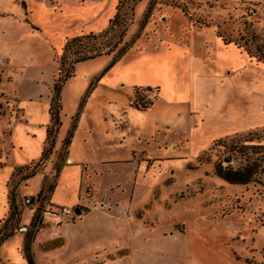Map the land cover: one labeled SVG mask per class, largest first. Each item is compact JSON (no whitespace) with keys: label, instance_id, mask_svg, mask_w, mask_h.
<instances>
[{"label":"rangeland","instance_id":"374dc122","mask_svg":"<svg viewBox=\"0 0 264 264\" xmlns=\"http://www.w3.org/2000/svg\"><path fill=\"white\" fill-rule=\"evenodd\" d=\"M57 1L32 10L0 6V117L7 126L19 115L18 101L32 100L42 113L56 79L71 73L55 103L60 125H47L53 147L43 162L15 169L10 188L22 174L39 172L50 190L68 134L75 133L71 148L82 159L116 161L84 165L77 206L69 189L56 190L53 203L77 207L78 215L47 213L48 222H38L40 205L17 195L15 234L0 245L2 261L28 264L20 244L27 234L35 264H264V0H120L121 27L95 40L106 50L124 28L117 48L72 64L68 53L63 68L67 39L88 33L76 34L85 23H104L115 0ZM124 43L129 48L100 82ZM177 64L190 65L188 86L182 75L175 83ZM152 79L163 87L152 104L129 105L136 89L156 88L133 84ZM218 161L232 169L255 161L256 172L245 184L229 183L215 173ZM65 172L63 179L75 178Z\"/></svg>","mask_w":264,"mask_h":264},{"label":"crops","instance_id":"0c3cea01","mask_svg":"<svg viewBox=\"0 0 264 264\" xmlns=\"http://www.w3.org/2000/svg\"><path fill=\"white\" fill-rule=\"evenodd\" d=\"M47 1L46 0H0V6H11L15 4L16 6H24V10H25V6H30V10H32L31 9L32 6H39L41 5V2L42 5L44 6L47 4ZM84 1L85 0H78V2L80 3H84ZM94 1L97 2V0H92L93 3H95ZM49 2L51 4L57 5L58 1L49 0ZM73 3L74 0H62V3L60 4L58 3V6H72ZM116 3L117 0H115V6ZM114 12H115V7H114ZM114 12L111 15H108L105 18L104 23L102 24L99 20L96 22L92 20L88 22L89 24L85 23L81 25L80 30L76 34L81 32H96L99 30H103L108 25L109 19L114 15ZM164 46L165 45L154 49L156 50V52H160L164 48ZM179 58L180 57H177V61H176L178 64L181 63L179 62ZM178 64L176 65L177 69L175 71V83L179 81L180 79L179 77L180 75H182L183 79L180 82H186L185 85L188 86L187 84L188 79H186V77L190 71V65L178 67ZM110 68L107 70H110ZM107 70L103 69V71L100 73L98 77V80H100V82L103 81L102 75ZM185 71L188 73H186ZM83 75H86V77H88L87 73H83ZM116 82L117 84L119 85L123 84L124 86L125 83H127L128 81L120 77L117 78ZM146 85L155 86L158 95L160 94V92H162L163 89L162 83L156 79H152L149 81L146 80L145 84L138 81L137 83L133 84V87L146 86ZM31 103L32 100H28V102L18 101V105L20 107V110L18 111L19 115L17 117L12 118L9 126H7V122H8L7 118L5 119L3 117H0V120L4 121V128L7 131L4 132V128L3 127L0 128V149L3 153V157L2 158L0 157V225L4 221V219L8 216L10 212L11 201H15L17 195L22 196L24 194L26 196L35 197L41 191V196L44 197L46 196V199L49 201V203L55 206L56 204L53 203V195L55 194L56 190L59 187H62L65 188L66 190L69 189V192L72 194V196L70 197L71 205L77 206L78 203L81 201L80 192L82 188V181H83L82 170L84 165H86L87 163L91 165H95V164L102 165L105 163H109L111 161H116V159L114 158L110 159L108 156L102 157L100 159L93 158L89 160L87 159V157L86 159H82L81 157H79L81 156V152H79V149L74 152V150L71 148L73 139L75 137V133H74L73 138L70 140V143L66 147L62 165L59 168L56 180L50 190H47V188L44 186V174L39 172L24 178L21 184L18 185L15 184L16 185L15 188H10V182L14 170L20 166L27 165L30 162H37L38 160H40L46 142L47 125L50 122V114H49L50 100H48L45 106H43L44 111L42 113L38 111V114L40 115L35 113V110L32 108ZM25 104H27L28 107L29 106L31 107L30 113H29V109H27V106ZM33 125L36 129V131H34V134L32 131ZM27 130H30V134L27 132ZM7 142H9L10 144L9 148L8 145L6 146ZM43 160L44 158L40 160L39 163L43 162ZM70 169H72L75 172V178H71V180L69 179L66 180L64 178L65 179L64 180L62 177L65 176L66 173L65 171ZM30 181L31 183H33L32 192H26L25 187ZM10 192H12V195H10ZM47 213L45 212L42 216L43 222H48L46 220ZM24 215L25 214H23V216ZM21 239L22 241L20 244L23 247L24 238L22 237ZM61 239L63 243L68 241V238L66 236L61 235ZM34 245H35L34 241H32L31 243L32 249L35 248ZM212 257L213 256L211 255V258ZM235 262H236L235 264H246L243 263L242 261H235Z\"/></svg>","mask_w":264,"mask_h":264},{"label":"trees","instance_id":"16d2710c","mask_svg":"<svg viewBox=\"0 0 264 264\" xmlns=\"http://www.w3.org/2000/svg\"><path fill=\"white\" fill-rule=\"evenodd\" d=\"M119 3H120V0H117L114 15L109 19L108 25L102 31L97 32V33L88 32V33L76 35V36H73V37L67 39V41L64 45L63 53L60 57V66L62 68L65 65L64 62L67 59L68 53L73 55V57L70 59V63L72 64V63H77V62H82V61H86L89 59H93V58L101 56V55H107L110 52L114 51L115 48H117L118 44L121 43V38H122L124 31H125L124 28H122L120 30L119 36L114 42H111V41L107 42V44H106L107 49L106 50L104 48L106 46H104V45L103 46H99V45L96 46L95 40H97L99 38L100 39L105 38L111 32L115 31L116 28L119 29L121 27L122 18L120 16V4ZM84 41H86V43H83ZM129 46H130V44H127V43H124L123 45H121L119 47V49L117 50V54L112 58L111 62L106 66L105 70L109 69L114 64V62L116 60H118L120 58V56H122V54H124L126 52V50L129 48ZM70 76H71L70 71L66 70L65 74L63 76H60L58 79H56V81L53 84V96L51 97L50 106H49L50 124L53 123V124H57L58 126L60 125V121H59V117H58V112H59L58 109L60 108L61 105L56 104V105H58V109H55V103L60 102L61 86H62L63 82L67 78H69ZM151 104H149L146 108L141 107L140 109H147ZM55 132H57V128H56ZM55 132L53 134H55ZM53 140L54 139L51 136L49 126H48L47 127V134H46V142H45L47 145V148L44 147L40 160L45 158L47 152L50 151L51 148L53 147V144H54ZM69 142H70V137L68 134V136L64 139L63 143H64V145H67V144H69ZM220 142H221V139L217 140L215 142V145L219 144ZM40 160H38L36 163H38ZM31 163H33V162H30L27 165L20 166V167L16 168V172H20L21 169H28V167ZM256 166H257V164L254 161V163L251 166L246 164L245 166H243L241 168L232 169L229 166H226V167L222 166L221 162L218 161L214 164V170L218 176H220L221 178H223L224 180H226L229 183L245 184V183L249 182L250 180H252L253 174L256 172V170H255ZM33 174H34L33 172L29 173V174H27V173L22 174V178L29 177ZM10 195H12V192H10ZM40 195H41V191L37 194V196H40ZM11 199H12V197H11ZM16 212H17V210L14 208V201H11L10 213L8 214V216L4 219V221L0 225V245L9 236L15 234L14 228L16 227V224L14 222L12 223V219H13L14 215L16 214ZM22 248H23L24 257L26 258L27 263L28 264H35V262L33 260V252L31 250V238L27 234L25 235V240H24ZM0 264H5L1 258H0Z\"/></svg>","mask_w":264,"mask_h":264},{"label":"built area","instance_id":"2783aa9c","mask_svg":"<svg viewBox=\"0 0 264 264\" xmlns=\"http://www.w3.org/2000/svg\"><path fill=\"white\" fill-rule=\"evenodd\" d=\"M155 91L157 92L155 88H150V87H148V89L145 88L136 89L134 97L129 100V105H135L138 108L147 107L149 104L152 103V101L156 97ZM24 202L29 206L35 205L36 207L40 205L41 212L38 216V222L42 220V216L45 212L46 213L51 212L53 214H59V215H71V214L72 216L78 215L75 212V207L71 208L64 205L63 206L51 205L49 201L44 196L41 195L35 197L25 196Z\"/></svg>","mask_w":264,"mask_h":264},{"label":"water","instance_id":"95a60500","mask_svg":"<svg viewBox=\"0 0 264 264\" xmlns=\"http://www.w3.org/2000/svg\"><path fill=\"white\" fill-rule=\"evenodd\" d=\"M75 212L77 213V214H80V212H81V210L79 209V208H75Z\"/></svg>","mask_w":264,"mask_h":264}]
</instances>
